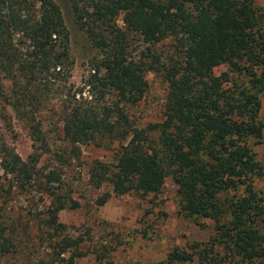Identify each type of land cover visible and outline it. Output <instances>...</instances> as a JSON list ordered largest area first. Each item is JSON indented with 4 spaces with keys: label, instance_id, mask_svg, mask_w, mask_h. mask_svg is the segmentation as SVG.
I'll use <instances>...</instances> for the list:
<instances>
[{
    "label": "trees",
    "instance_id": "16d2710c",
    "mask_svg": "<svg viewBox=\"0 0 264 264\" xmlns=\"http://www.w3.org/2000/svg\"><path fill=\"white\" fill-rule=\"evenodd\" d=\"M67 3L73 23L97 55L85 82L65 93L60 106L59 135L68 158L78 159L83 145L116 143L110 163H90L92 188L107 185L114 196L156 195L169 178L177 215L213 223L214 236L207 244L174 247L164 264H264V237L255 227L262 206L252 188V180L264 171L248 146L249 139L261 135L264 12L253 0ZM71 66L68 32L57 4L0 0V96L27 125L33 142L43 141L38 117L54 91L62 88L63 93ZM219 66L239 82L227 86L223 75H214ZM148 72L159 77L166 93L160 120L138 128L124 109L140 100ZM3 81L9 83L6 95ZM109 97L114 100L108 102ZM7 165L9 173L32 178L16 155H10ZM55 177L49 174L52 181L46 183ZM48 194L54 206L47 220L55 227L57 213L67 202L71 208L76 203ZM107 197L103 194L98 205ZM2 216L0 262L18 252ZM80 243L54 240L40 263L74 264L84 256Z\"/></svg>",
    "mask_w": 264,
    "mask_h": 264
},
{
    "label": "rangeland",
    "instance_id": "374dc122",
    "mask_svg": "<svg viewBox=\"0 0 264 264\" xmlns=\"http://www.w3.org/2000/svg\"><path fill=\"white\" fill-rule=\"evenodd\" d=\"M52 1L59 6L68 32L72 66L63 93L61 87L60 91H54L48 108L38 117L41 143L30 139L27 125L14 116L0 96V213L13 230L12 237L18 245V252L0 264H42L48 245L62 238L81 242L84 256L74 259V264H164L174 247L184 249L193 243L207 244L214 236L213 223L177 215L175 186L169 178L164 180L158 194L146 196L132 193L114 196L107 185L94 189L88 184L90 163L93 160L110 163L116 143L101 147L83 145L78 159L68 158L67 146L59 135L60 106L65 93L71 94L85 82L89 64L97 55L73 23L67 0ZM253 3L264 12V0H253ZM117 24H121L119 20ZM166 50L163 46L162 54ZM214 75H223L227 86L231 81L239 82V77L226 66L217 67ZM144 80L146 88L140 100L124 109L138 128L160 120L166 93L165 85L154 73H146ZM8 89L9 83L3 81L1 92L6 95ZM258 99L261 135L249 139L248 146L264 171V93ZM111 100L114 98L109 97L108 102ZM10 155H16L26 166L31 179L17 171L9 173ZM49 174L58 180L46 183L52 181L48 180ZM252 188L262 206V215L255 227L264 237V175L252 180ZM51 192L76 203L71 208L67 202L66 208L57 213L55 227L47 220L48 210L54 206L48 194ZM105 193L107 199L98 205L97 200ZM70 253L68 250L63 257H69Z\"/></svg>",
    "mask_w": 264,
    "mask_h": 264
}]
</instances>
